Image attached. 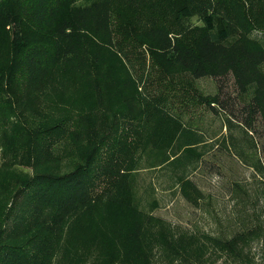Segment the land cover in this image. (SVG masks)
Returning <instances> with one entry per match:
<instances>
[{
  "label": "trees",
  "instance_id": "1",
  "mask_svg": "<svg viewBox=\"0 0 264 264\" xmlns=\"http://www.w3.org/2000/svg\"><path fill=\"white\" fill-rule=\"evenodd\" d=\"M129 2L126 7L136 11L138 3L146 4ZM155 4L156 13L166 14ZM166 4L183 17L201 9L205 28L188 40L182 34L178 37L165 20L147 21L141 37L157 61H151V67L165 62L194 78L210 76L221 81L232 76L240 93L253 88L250 120L245 119V124L251 126L256 113L264 124V48L251 37L254 27L244 5L238 0H170ZM114 5L112 0L85 5L77 0H0V132L8 134V140L0 143V264H53L57 250L72 244L71 225L79 221L95 225L97 217L112 219L111 244L120 250L119 263L108 264H152V239L157 234L154 216L144 213L132 197L130 178L135 168L121 157L122 141L108 145L110 140L115 142L112 128L107 131L105 101L120 99L127 88L133 97L141 79L134 64L146 67L140 47L127 53L120 40L114 42ZM238 30V37L230 41ZM162 66L159 69L166 67ZM78 90L75 102L82 112L78 118L62 117L48 126L46 117L38 126L23 124L27 111L43 114L40 99L48 92H58L61 99ZM207 104L212 110L215 104L224 107L220 94ZM95 116L98 125L87 127L83 120L94 122ZM172 127V141L163 146L155 167L183 166L180 189L184 193L187 168L192 158L201 157L196 148L204 140L179 120ZM52 128H58V146L70 138L84 150L81 161L57 175L43 170L24 175L18 166L45 163L42 157L49 156L45 146L53 143L54 137L47 135ZM80 134L83 138L76 141ZM160 235L163 242L168 241L163 232Z\"/></svg>",
  "mask_w": 264,
  "mask_h": 264
},
{
  "label": "rangeland",
  "instance_id": "2",
  "mask_svg": "<svg viewBox=\"0 0 264 264\" xmlns=\"http://www.w3.org/2000/svg\"><path fill=\"white\" fill-rule=\"evenodd\" d=\"M91 1L77 0V3L85 5ZM112 1L115 3L114 42L120 40L127 53L134 46L140 47L146 67L134 64L138 69L139 76H136L142 80H137L138 90L133 97L127 88L120 99L105 101L107 131L112 128L115 142L110 140L108 145L112 147L122 141L121 157L135 168L130 178L132 197L144 213L154 216L157 234L152 239V264H264V124L257 113L251 126L245 124V119L250 120L248 105L253 88L240 93L232 76L221 81L210 76L194 78L189 72L176 70L165 62H158L159 66L154 69L151 67V61H157L142 43L141 33L149 25L146 22H152L153 18L165 20L172 24L178 37L182 34L189 40L204 31L201 9H194L191 16L183 17L168 10L166 3L170 0H143L146 4L138 3V11L126 7L130 5L129 0ZM238 1L252 21L251 37L264 48V0ZM154 3L166 14L156 13ZM239 32H234L230 41ZM161 64L166 67L160 71ZM79 94L78 90L60 99L58 92H48L40 99L43 114L27 111L22 117L23 124L38 126L46 117L48 126L62 117L78 118L82 113L80 104L75 102ZM217 94L221 95L224 107L215 104L212 110L207 102ZM128 96L130 100L126 99ZM98 120L95 116L94 122L86 118L83 122L94 128ZM174 120L198 131L204 140L196 148L201 157L195 156L198 161L192 158L187 168L184 193L180 189L183 166L175 163L168 170L155 167L163 156V146L172 141L170 130ZM53 129L47 132L54 138L53 143L50 141L45 146L49 154L42 157L45 163L18 166L24 175L33 176L40 170L57 175L81 161L84 150L70 138L58 146L55 136L58 128ZM75 137L77 141L83 135ZM3 138L8 140V134L1 130L0 143ZM101 189L102 186L97 190ZM111 220L97 217L95 225L87 221L71 225L72 244H64L57 250L53 264H108L113 260L119 263L120 250L111 244ZM161 232L168 241H162ZM232 241L235 243L230 247L228 244ZM180 245L187 250H182Z\"/></svg>",
  "mask_w": 264,
  "mask_h": 264
}]
</instances>
